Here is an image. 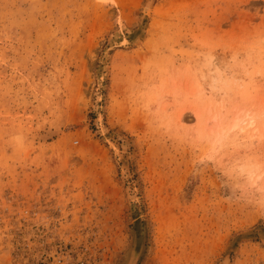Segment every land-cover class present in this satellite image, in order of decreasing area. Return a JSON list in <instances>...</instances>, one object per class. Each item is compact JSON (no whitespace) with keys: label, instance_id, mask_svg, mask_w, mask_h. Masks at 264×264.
<instances>
[{"label":"rangeland","instance_id":"rangeland-1","mask_svg":"<svg viewBox=\"0 0 264 264\" xmlns=\"http://www.w3.org/2000/svg\"><path fill=\"white\" fill-rule=\"evenodd\" d=\"M0 264H264V0H0Z\"/></svg>","mask_w":264,"mask_h":264},{"label":"bare ground","instance_id":"bare-ground-1","mask_svg":"<svg viewBox=\"0 0 264 264\" xmlns=\"http://www.w3.org/2000/svg\"><path fill=\"white\" fill-rule=\"evenodd\" d=\"M149 10V9H148Z\"/></svg>","mask_w":264,"mask_h":264}]
</instances>
